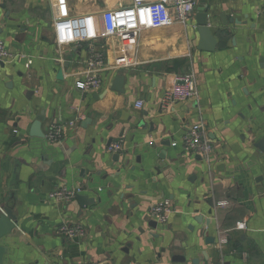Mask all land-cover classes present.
<instances>
[{"label":"crops","instance_id":"crops-1","mask_svg":"<svg viewBox=\"0 0 264 264\" xmlns=\"http://www.w3.org/2000/svg\"><path fill=\"white\" fill-rule=\"evenodd\" d=\"M129 1L0 0V41L10 55L0 71V212L16 216L0 241L3 264H176L173 255L202 251L199 264H264V0H196L186 24L171 19L81 41L93 25L101 31L105 10ZM204 4L218 40L213 52L197 50L195 15ZM221 14L241 25H222ZM95 51L105 59L94 72L101 85L81 93L75 82L90 75L85 62ZM189 72L197 97L164 104L174 77ZM119 75L121 91H113ZM35 121L45 135L62 126L48 153L29 135ZM197 123L212 147L207 157L182 142ZM113 143L122 149L108 152ZM58 186L95 203L81 210L76 199L49 198ZM163 200L172 206L166 223L139 233ZM197 214L210 222L214 246L203 245ZM64 223L81 225L84 235L59 236ZM160 233L164 239L150 238ZM194 244L191 253L179 250Z\"/></svg>","mask_w":264,"mask_h":264},{"label":"built area","instance_id":"built-area-1","mask_svg":"<svg viewBox=\"0 0 264 264\" xmlns=\"http://www.w3.org/2000/svg\"><path fill=\"white\" fill-rule=\"evenodd\" d=\"M195 6L196 0H130L127 4L105 10L101 15V31L96 32L93 25L92 35L87 40L81 41L93 43L94 40H104L113 36H126L143 30L162 28L168 26L171 19L179 24H186ZM9 56V53L4 49L3 41H0V61H6ZM85 64L90 75L81 77L75 82V88L81 93L99 88L101 78L94 72H99L105 67V59L102 53L95 51L87 58ZM174 79V86L163 93L162 102L164 104L197 97L196 78L193 72L178 75ZM141 106L142 103L138 101L137 107ZM62 133L61 125L51 126L46 134L47 142L55 144L61 139ZM182 142L189 151L204 157H207L212 149L204 135L203 125L200 123L191 125L184 132ZM176 144L174 142L171 145L176 146ZM121 149L120 143H113L108 146L110 153H116ZM77 193L78 189L73 191L65 186H58L50 192L49 198L62 203H69L75 199ZM170 211L169 202L163 200L150 209L149 216L162 225L166 223ZM56 231L59 236L69 240L84 235V229L79 224L64 223L58 226Z\"/></svg>","mask_w":264,"mask_h":264},{"label":"water","instance_id":"water-1","mask_svg":"<svg viewBox=\"0 0 264 264\" xmlns=\"http://www.w3.org/2000/svg\"><path fill=\"white\" fill-rule=\"evenodd\" d=\"M196 10H197V13L195 15V26L194 27L196 29V34L198 35L197 50L213 52L218 45V42H217L218 40L215 37L216 31L213 30L210 25L211 19L208 17V6L206 4L198 5ZM219 18L221 19L222 25L224 26H226L228 23L235 24V25H241V23L235 19H229L226 21L223 14L219 15ZM232 43H234V40H232ZM67 65H68V60H66V63H64L63 67L66 68ZM3 70H5V63L3 61H0V71H3ZM3 75H4V78L7 79V83L5 84V86L12 87V76L6 75V73H3ZM57 78L62 79V70L58 71ZM123 79H124L123 76L119 75L114 80L113 85H112L113 91H118V92L121 91ZM29 135L37 141V143L35 142L34 143L35 145L38 146V148L42 152L48 153L50 150H52V149H49L50 147L46 140V135L40 130L39 121H35L31 125ZM259 147L260 149H263L262 142L259 144ZM165 154L166 153L163 152V154L159 156L160 161H164L166 159ZM161 167H162L161 164H159L156 170L158 171L159 169H161ZM130 170L132 171V168H130ZM132 196L133 195H130L126 198H132ZM75 199L78 202L81 210L87 207H90L94 205L95 203V199L88 198L86 195H82V194H76ZM197 211H199V209H197ZM192 219L194 220V222L199 228L197 230H199V236L203 238V245L205 247L214 246L216 243L215 236L208 235V227L210 225V222L206 218H204L201 214H197L193 216ZM146 220L147 221H145V228L138 229L139 233L141 234H144L146 229L156 231L157 227L159 226V224L153 219L151 220L146 219ZM15 222H16V216L13 214L12 210L7 207H3L0 212V241L1 239H3L4 237H6L12 232V230L14 229ZM188 229L191 233L195 232L196 238H198V233H197L198 231L193 227V225H190ZM149 235L151 239H155V238L164 239V236L161 233L154 234V235L149 234ZM138 239L139 238H137V240ZM179 250H182V251L188 250L187 253H191V251L197 250V245L196 244L191 245V246L183 245ZM6 253H7V248L0 244V264H3V258L6 255ZM203 259H207L206 252H203V251L201 252L199 257H194L192 259L187 258L185 254L181 256H177V257L173 255L171 257V261L176 264H199V262H201ZM219 259L220 257H218V260Z\"/></svg>","mask_w":264,"mask_h":264},{"label":"flooded vegetation","instance_id":"flooded-vegetation-1","mask_svg":"<svg viewBox=\"0 0 264 264\" xmlns=\"http://www.w3.org/2000/svg\"><path fill=\"white\" fill-rule=\"evenodd\" d=\"M168 202H169V205L171 206V203H170V201L169 200H167ZM171 209H172V206H171Z\"/></svg>","mask_w":264,"mask_h":264}]
</instances>
